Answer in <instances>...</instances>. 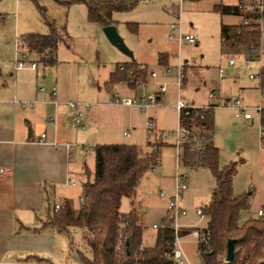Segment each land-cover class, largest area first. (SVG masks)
Segmentation results:
<instances>
[{
    "label": "rangeland",
    "instance_id": "1",
    "mask_svg": "<svg viewBox=\"0 0 264 264\" xmlns=\"http://www.w3.org/2000/svg\"><path fill=\"white\" fill-rule=\"evenodd\" d=\"M63 1L0 0V65H5L9 70L14 69L18 58L16 42L22 35L47 34L50 30L62 35L56 65L40 63L37 64V73L22 72L21 75L24 81L36 82L46 91L54 87L58 93L63 91L66 103L87 105L82 118L86 129L82 130L75 124L72 126L75 134L71 142L86 145L85 154L81 157L74 156L72 152L70 180L76 185L65 189L75 209L81 207L83 185L88 181L85 170L94 172V147L135 145L145 153H151L155 149L154 145L166 143L162 149L161 164L145 174L133 200L137 212L144 214V221H141L144 244L154 243L156 230L153 225H159L168 211L167 201L159 194L161 191L173 193L177 172L176 149L170 146L175 142L174 131L178 128L176 110L173 109L179 92L173 85L175 75L165 78L170 85L162 96L163 104L147 113L136 108L109 106L108 102L114 95H137L139 98L156 93L158 87L150 74L155 71L160 80L164 79L162 69L158 66L159 57L164 54L169 67L181 62L188 68L191 83L187 87L183 86L180 96L190 104L195 101V105L200 106L213 90L220 93L224 100L244 97L248 111L240 117L236 116L239 112L225 106L224 101L214 108L213 142L220 150V167L236 165L234 193L241 195L252 192L250 213L257 215L264 204V139H261L264 127L261 126L257 107H264V98H261L260 81L251 79V75H258L261 67H264V25L262 29L260 27L263 30L260 45L263 55L259 52L256 56L260 58L251 60L247 55L248 49L235 55L238 47L230 48L232 56L229 55L220 39L222 26H234L240 19L234 15H222L214 8L219 4L232 5L235 0H103L116 5H133L131 10L125 12L116 11L110 6L101 11V15L112 23L111 26L116 28L123 40L129 52L126 55L110 43L103 31L104 27L90 22L84 4L66 5ZM245 4H251L250 0ZM179 23L182 34L194 36L198 40L197 45L185 43L180 47L170 40L173 35L171 27ZM231 59L235 65L230 67ZM132 61L147 66L148 82L151 78V83L148 85L147 82L136 92L125 87L109 88L107 83L110 73L119 64ZM219 69L225 72L222 80L219 78ZM244 113L251 114L252 120H245ZM149 114L158 122L153 132L147 124ZM125 132L131 134L125 136ZM186 173L187 190L182 205L187 215L178 222L183 229L191 231L196 227H204L206 223L196 215V210L210 204L216 180L208 168L187 170ZM59 201L53 197L52 205ZM131 208V200L124 198L121 213L126 214ZM71 235L69 238L68 234L58 232L54 246L49 245V249L43 247L45 252L32 255L52 264H83L77 251L83 252L85 256H90V253L84 247L82 233L77 230ZM183 246L190 263L201 264L196 241L189 237ZM21 258L16 261L17 264H27V259ZM2 264L13 263L10 259Z\"/></svg>",
    "mask_w": 264,
    "mask_h": 264
},
{
    "label": "trees",
    "instance_id": "2",
    "mask_svg": "<svg viewBox=\"0 0 264 264\" xmlns=\"http://www.w3.org/2000/svg\"><path fill=\"white\" fill-rule=\"evenodd\" d=\"M63 3L84 4L90 22L102 27L112 25L101 15V11L106 7H113L120 12L133 8V5L123 3L116 5L103 0H64ZM216 10L222 15H234L242 19L237 26H222L221 38L226 47L237 46L239 50L255 51L261 45L263 30H251L244 21L262 19L264 22V14L258 12L244 14L241 13L239 6H218ZM62 41V35L56 30H51L49 34L21 36L19 48L37 55L39 62L45 65H56V54ZM165 59L161 55L159 64H164ZM260 75V91L264 98V67ZM147 82V67L132 61L119 64L107 85L112 88L118 84H126L132 89H137ZM201 115L200 111H191L189 115L183 113L180 122L189 131L206 128L214 134L213 111L206 113L204 118H201ZM260 115L261 125L264 126V107ZM149 146L153 147L151 144ZM164 146V143L154 145L155 149L151 153H145L135 145L94 147V172L85 170L88 175V181L83 185L85 205L75 210L68 199H62L52 205V199L49 198L46 218L40 221V227L33 229L32 232L50 229L68 234L70 238L72 232L81 231L84 247L90 253V256H85L83 252L77 251L83 264H172L168 257L171 251L170 243L175 235L172 217L167 212L155 229L154 243L145 245L141 216L133 201L145 174L160 164ZM202 155V168L212 171L216 187L210 204L203 209L206 223L197 244L201 264H264V215L250 213L253 193L241 195L234 193L236 165L220 167L219 150L214 145L213 138L205 146ZM184 162L186 165L193 163L188 150H185ZM124 198L130 199L132 204L131 210L126 214L120 211ZM261 211L264 214V204ZM191 231L181 229L180 234L185 236ZM231 242L234 245V258L227 262L228 245ZM119 246L122 253L118 252ZM26 263L52 264L38 256L28 257Z\"/></svg>",
    "mask_w": 264,
    "mask_h": 264
},
{
    "label": "crops",
    "instance_id": "3",
    "mask_svg": "<svg viewBox=\"0 0 264 264\" xmlns=\"http://www.w3.org/2000/svg\"><path fill=\"white\" fill-rule=\"evenodd\" d=\"M218 6L236 7L239 6V0H235V3L232 5H216L214 9L216 10ZM238 18L240 22L234 23V26L241 23L242 19L240 17ZM175 34L176 33L173 32V35ZM20 37L17 38L16 49L19 47ZM220 39L225 52L229 53L232 47H226L223 43L221 30ZM171 41L179 45L177 41ZM197 44L198 40L196 39L194 45ZM179 46L181 47L182 45ZM242 51L244 50L238 49V52L234 54L237 55L240 52L242 53ZM161 55L166 58L164 64H159L158 60V66L163 72L164 68L168 66V58L164 54ZM229 55H231V53H229ZM247 55H249L251 59V55L249 53H247ZM32 56L34 58L31 59ZM32 61H35L37 64L41 63L39 62L38 56L34 54L30 56L28 62ZM127 63L130 62L123 64ZM15 67L9 70L5 65H0V167L10 169L0 177V264L10 259L13 264H17L16 261L19 257L25 260L33 256V253L45 252V250H42L44 249L43 247L49 249V245L54 246L56 244V234H58V232L44 229L34 233L32 230L39 228L41 225L40 221L45 220L48 212L49 198L52 199L53 197H57L60 201L62 199L69 200L65 189L70 187L67 182L71 181V159L73 155L81 157V155L85 154L86 150V145H80L75 141L71 142L75 134L72 126L75 125L72 121L73 113L71 109H69L68 103L64 101L63 91L58 93L56 87L51 91H46L44 87L37 86L36 82L28 83L22 79V72L37 73L38 66L36 70H16ZM185 68L186 81L184 87H187L191 82L188 76V68ZM221 70L225 73L223 69H219L220 80L223 79V77H220ZM112 73L113 71L109 75V80ZM163 78L164 79L161 81H165L166 77ZM150 83L151 78H149L148 85ZM148 85L146 87H148ZM116 87H125L132 92H136L140 89H132L126 84H118ZM54 90L56 104L53 103ZM211 93L217 95L216 99L213 101L209 100V95ZM113 97L119 96L114 95L112 98ZM133 97H137V95ZM242 98L244 99V97ZM229 100L230 99L224 100L220 96V93L213 90L207 94L206 101L197 107H203L210 103L219 105L222 101H224L225 104ZM186 103L190 104L188 101H186ZM191 104L195 105L196 103L192 101ZM173 109L176 110L175 108ZM236 111L239 112L236 114L237 117H240L243 113L239 110ZM175 116L178 124L179 114L177 111ZM50 118L54 120L51 122L49 121ZM148 118L151 119L155 129V125L157 126L158 123L156 118L151 114L148 115ZM252 118V116L250 119H245L244 117L247 121L252 120ZM84 129H86V126ZM175 132L176 131H174V134ZM43 133L46 134L45 141L47 144L39 143ZM54 143L56 145H53ZM174 143L170 146L174 147ZM67 144L83 147L84 153L80 154L78 149L75 148L72 151L73 155L70 156L66 148ZM214 145L216 146L215 143ZM88 146L92 147L91 145ZM161 162L162 159L160 160V164ZM84 166H86V164H84ZM82 198L83 196L81 199ZM71 203L73 204L72 201ZM73 207L75 209L74 205ZM140 216L143 222L144 214L140 213Z\"/></svg>",
    "mask_w": 264,
    "mask_h": 264
},
{
    "label": "built area",
    "instance_id": "4",
    "mask_svg": "<svg viewBox=\"0 0 264 264\" xmlns=\"http://www.w3.org/2000/svg\"><path fill=\"white\" fill-rule=\"evenodd\" d=\"M248 2V0H239V8L241 13H253V12H258L259 14H264V0H250L251 4H245ZM245 25H249L251 30H256V29H262L264 22L262 19L259 20H248L245 19L244 21ZM172 30L175 35H172L170 37V40H175L179 43V45L183 44H190L194 45L196 43V38L192 35L184 36L181 31L180 24L178 25H173ZM237 46H234L232 48H235ZM17 54L18 58L16 60V70H36L37 69V63L35 61L28 62L30 56L32 55L30 52L26 50H22L21 48H17ZM249 50V49H248ZM261 53V56L263 55L261 51V46H259L255 51H250L249 54L251 55V60H256L257 58H260L259 56H256L257 53ZM19 56L21 58H19ZM28 60V61H27ZM261 63V60H259ZM229 65L233 66L235 65V61L231 60L229 61ZM263 66L261 67V69ZM261 71V70H260ZM174 74L175 75V81L173 82V85L178 88V100L175 104V109L179 114V123H178V128L175 132V143L174 147L176 149V160H177V172L174 176V191L172 194H167L165 191L160 192V197L164 200L167 201L168 203V213L173 219V228H174V239L170 243L171 245V251L168 255L169 260L171 261L172 264H191L190 261L188 260V257L186 255V252L184 250V241L192 237L196 243L198 244L200 238H201V230L203 227H196L193 228V230L185 235L182 236L180 234V230L183 229L184 227L179 224L178 220L184 216L187 215V212L185 208L182 205V200H183V195L185 191L187 190V180H188V174L186 173L187 170H194V169H199L202 168V154L203 150L206 145H208L213 138L214 134L211 132L207 131L206 128L202 129H197L193 131H189L185 129L181 122L180 118L182 114L184 113L185 115H189L191 111H200L201 112V118H204V115L206 113H209L214 110L216 106L215 104H208L203 107H197L193 104L186 103L185 100L181 99L180 96V91L184 86L185 78H186V68L185 66L179 62L175 67H165L162 75L163 77H168L169 75ZM223 71H220V77H223ZM150 77L154 81V84L157 85L158 90L156 93L149 94L144 97H113L110 99L108 105L110 106H117V107H126V108H136L140 110L141 112L147 113L149 110L153 108H157L162 105L161 103V97L163 94L166 93L168 86L170 85L169 82L167 81H161L159 80V74L157 72H152L150 74ZM251 79H258L261 82V75L260 73L258 75H251ZM53 103L56 104V98H55V90L53 93ZM217 95L215 93H211L209 95V100L213 101L215 100ZM225 106L245 112L248 110V108L244 105V99L238 98V99H231L227 101ZM69 109L72 111V121L75 125H77L80 129L84 130L85 125L83 122V113L84 109L87 108V105H81L78 103H68ZM258 111L261 112L262 107L259 106ZM251 114L245 113L244 117L245 119H250ZM53 118H50L49 121H53ZM148 126L150 128V131H154V126L151 121V119L148 118ZM131 132H125V136H129ZM262 136L261 138L264 139V131H262ZM41 140L39 143L41 144H47L45 141L46 134L43 133L41 136ZM53 145H56L55 143ZM66 148L68 150L69 155H72V151L76 148L78 149L80 154L84 153V148L83 147H77L76 145L73 144H67ZM185 150H188L189 153L192 155V161L193 163L186 165L184 162V153ZM154 168L153 170H155ZM10 169L9 168H2L0 167V177L3 176L5 173H7ZM68 185L70 186H75L76 184L68 181ZM81 205H85V200L82 198L80 200ZM56 209H59V205L56 206ZM196 215L200 218L201 221L206 220V216L204 213L203 209H197L196 210ZM258 216H263V212L261 210L258 211L257 213ZM158 225H153V228L156 229ZM118 252L122 253V248L119 246L118 247Z\"/></svg>",
    "mask_w": 264,
    "mask_h": 264
},
{
    "label": "water",
    "instance_id": "5",
    "mask_svg": "<svg viewBox=\"0 0 264 264\" xmlns=\"http://www.w3.org/2000/svg\"><path fill=\"white\" fill-rule=\"evenodd\" d=\"M103 31L107 37V39L110 41L112 45H114L116 48H118L122 53L129 55V52L119 36V34L116 31V28L114 26H107L103 28ZM234 258V245L233 243H229L228 245V251H227V262H231Z\"/></svg>",
    "mask_w": 264,
    "mask_h": 264
}]
</instances>
